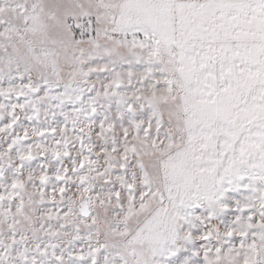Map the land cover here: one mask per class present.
<instances>
[{
	"label": "snow or ice",
	"instance_id": "6c2138e0",
	"mask_svg": "<svg viewBox=\"0 0 264 264\" xmlns=\"http://www.w3.org/2000/svg\"><path fill=\"white\" fill-rule=\"evenodd\" d=\"M0 264H264V0H0Z\"/></svg>",
	"mask_w": 264,
	"mask_h": 264
}]
</instances>
